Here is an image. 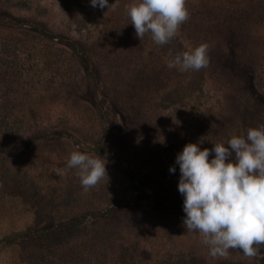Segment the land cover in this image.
<instances>
[{
    "label": "rangeland",
    "instance_id": "rangeland-1",
    "mask_svg": "<svg viewBox=\"0 0 264 264\" xmlns=\"http://www.w3.org/2000/svg\"><path fill=\"white\" fill-rule=\"evenodd\" d=\"M132 2L0 0V264H264V245L211 256L169 171L189 142L264 126V0H186L164 45L136 35ZM201 43L206 66H170ZM73 151L100 155L108 177L85 191Z\"/></svg>",
    "mask_w": 264,
    "mask_h": 264
},
{
    "label": "clouds",
    "instance_id": "clouds-1",
    "mask_svg": "<svg viewBox=\"0 0 264 264\" xmlns=\"http://www.w3.org/2000/svg\"><path fill=\"white\" fill-rule=\"evenodd\" d=\"M93 7L115 10L119 0H90ZM136 35L151 34L157 45L168 44L189 16L186 0H133L125 6ZM209 45L201 43L171 56L170 66L199 70L209 63ZM201 141L185 144L170 166H179L178 190L183 196V224L202 234L213 257L238 248L248 257L264 245V126L233 135L227 144L201 148ZM214 154V155H213ZM211 156V159L209 157ZM67 167L75 169L85 191L108 177L100 156L73 151Z\"/></svg>",
    "mask_w": 264,
    "mask_h": 264
},
{
    "label": "trees",
    "instance_id": "trees-1",
    "mask_svg": "<svg viewBox=\"0 0 264 264\" xmlns=\"http://www.w3.org/2000/svg\"><path fill=\"white\" fill-rule=\"evenodd\" d=\"M39 32L47 39L53 36L49 34L45 29H42V28L40 29ZM53 37L54 39H57V40H63L67 44V46L71 49L73 54L79 57L84 64L90 65L89 56L87 55L85 48L81 45L79 41L69 40L67 38H63L61 35H57Z\"/></svg>",
    "mask_w": 264,
    "mask_h": 264
}]
</instances>
